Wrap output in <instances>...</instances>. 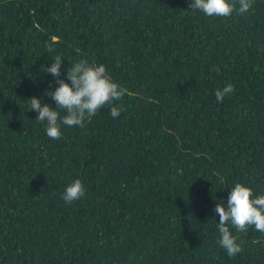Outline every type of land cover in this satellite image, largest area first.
<instances>
[{
    "label": "trees",
    "instance_id": "1",
    "mask_svg": "<svg viewBox=\"0 0 264 264\" xmlns=\"http://www.w3.org/2000/svg\"><path fill=\"white\" fill-rule=\"evenodd\" d=\"M189 4L0 0V264H264L254 227L231 229L243 250L227 256L214 211L237 182L264 194V0L227 18ZM56 55L68 83L81 59L105 65L119 117L49 138L27 101L55 108Z\"/></svg>",
    "mask_w": 264,
    "mask_h": 264
},
{
    "label": "clouds",
    "instance_id": "2",
    "mask_svg": "<svg viewBox=\"0 0 264 264\" xmlns=\"http://www.w3.org/2000/svg\"><path fill=\"white\" fill-rule=\"evenodd\" d=\"M253 3L254 0H190L189 9L199 10L209 17L227 18L233 12L247 14ZM48 51H52L51 46ZM51 58L53 62L47 67L41 65V70L56 78L55 90L45 92V95L51 96L55 102V108L47 103L42 105L36 97L27 101L28 110L38 113L35 119L41 123L46 122L45 131L49 138H61V124L68 127H84V122L105 106L109 107L113 118L119 117L123 107L114 102L121 101L127 90L113 81L105 65L81 59L66 69L67 80L70 81L68 83L60 78L62 57L56 55ZM209 71L219 73L220 69L213 65ZM233 91L231 84L215 90L216 101L223 102L224 97ZM57 109L65 115L61 116V111ZM84 195L83 183L80 179H75L66 186L62 199L70 205ZM214 211L219 215L218 244L229 258L235 257L243 250L241 243L237 242L238 237L231 229L246 232L249 227H254L256 231L264 233V194L254 196L253 190L240 182L230 188L226 206L217 203Z\"/></svg>",
    "mask_w": 264,
    "mask_h": 264
}]
</instances>
